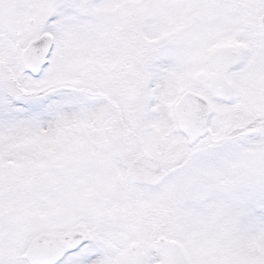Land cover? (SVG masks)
<instances>
[{"label": "snow or ice", "instance_id": "1", "mask_svg": "<svg viewBox=\"0 0 264 264\" xmlns=\"http://www.w3.org/2000/svg\"><path fill=\"white\" fill-rule=\"evenodd\" d=\"M0 264H264V0H0Z\"/></svg>", "mask_w": 264, "mask_h": 264}]
</instances>
